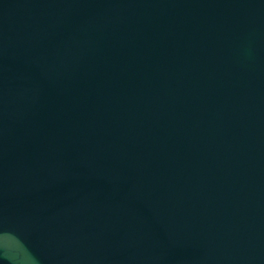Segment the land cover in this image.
<instances>
[{
  "label": "water",
  "instance_id": "obj_1",
  "mask_svg": "<svg viewBox=\"0 0 264 264\" xmlns=\"http://www.w3.org/2000/svg\"><path fill=\"white\" fill-rule=\"evenodd\" d=\"M0 264H264V0H0Z\"/></svg>",
  "mask_w": 264,
  "mask_h": 264
}]
</instances>
